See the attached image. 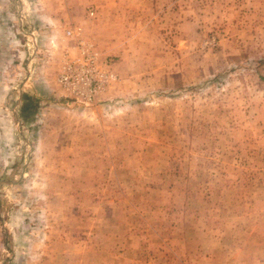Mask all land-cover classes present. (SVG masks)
Masks as SVG:
<instances>
[{
	"label": "rangeland",
	"instance_id": "obj_1",
	"mask_svg": "<svg viewBox=\"0 0 264 264\" xmlns=\"http://www.w3.org/2000/svg\"><path fill=\"white\" fill-rule=\"evenodd\" d=\"M162 259L264 264V0H0V264Z\"/></svg>",
	"mask_w": 264,
	"mask_h": 264
},
{
	"label": "built area",
	"instance_id": "obj_2",
	"mask_svg": "<svg viewBox=\"0 0 264 264\" xmlns=\"http://www.w3.org/2000/svg\"><path fill=\"white\" fill-rule=\"evenodd\" d=\"M93 14L89 11L90 16ZM64 37L68 42L57 76L58 85L67 98L92 104L104 90L110 75L100 68L94 45L81 37L75 27L67 29Z\"/></svg>",
	"mask_w": 264,
	"mask_h": 264
},
{
	"label": "crops",
	"instance_id": "obj_3",
	"mask_svg": "<svg viewBox=\"0 0 264 264\" xmlns=\"http://www.w3.org/2000/svg\"><path fill=\"white\" fill-rule=\"evenodd\" d=\"M63 99H65V101H66L65 105H67V107H69V106L71 107V105L67 104V103L71 104V101H74V103L75 102L80 103V104H82L84 106H90L91 105V104H83V103H81V102H79L77 100H74V99H71V98H67V97H65V95H63ZM166 261H167V259H162L157 264H165ZM134 264H150V262L148 260H135ZM154 264H156V263H154ZM178 264H180L179 261H178Z\"/></svg>",
	"mask_w": 264,
	"mask_h": 264
}]
</instances>
